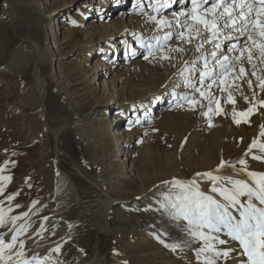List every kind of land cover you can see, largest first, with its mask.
Returning <instances> with one entry per match:
<instances>
[{
    "label": "rangeland",
    "instance_id": "374dc122",
    "mask_svg": "<svg viewBox=\"0 0 264 264\" xmlns=\"http://www.w3.org/2000/svg\"><path fill=\"white\" fill-rule=\"evenodd\" d=\"M66 4H73L72 11L70 10L68 14L71 19L76 20L74 17L78 19L83 17L81 15L85 10L87 0H0V132L3 134V136L0 135V169L4 167L3 171H0V176L11 177V181L0 180V186L4 189L3 194H0V200L7 202L2 208L6 213V220H11L14 216H21L28 212L33 205H39L45 201L48 193H52L51 190H53L56 182L58 165L59 168L75 180V184L81 194L83 206L81 210L75 198L66 200L69 202L67 204L68 210L66 211L62 202L58 205L47 204L35 215L34 221L30 223L27 231L36 229L45 233L44 235L55 240V242L59 239L57 246L60 247V251L56 252L52 249L50 253L48 251L47 255L45 254L48 257L47 264H89V262L95 260L98 253H100L99 256L103 264H203V256L197 257V252L203 246V243L189 234V225L186 221L175 218L172 215V210L164 207L168 203L165 197L179 191V189L171 186V182L174 180L183 182L185 179L191 178L187 164L197 156L199 151L191 147L193 137L191 132H188L190 127L194 126L196 128L195 124L200 120L199 114H196L195 117L196 110L186 112L185 114H194V116L191 115L188 120L186 119V123L182 122L181 125H175L172 129L162 126L157 117L152 123L144 121L143 127L134 128L135 130L142 128L139 130L141 132L139 134L140 137L135 143L137 150L144 148L150 153L151 157L156 158L157 163L163 166L168 164L165 177L170 176L171 179L165 180L168 181V187L158 194L161 201L157 210H153L149 206L150 201L154 199V195L147 200L141 199L136 204L139 210L119 203L114 205L113 209L109 210L110 212L103 205V202H100L101 205H93L92 207L91 202L100 198L99 190H97L99 185L97 180L98 171L102 175L104 184L114 190L122 183L119 182L117 185L112 183L115 180L110 174L113 151L109 150L108 152L107 149L109 148H106V151L98 140L95 141V146L90 149L85 148L81 143L74 140L70 132L74 127L69 128L68 126L72 125L70 121L76 117L84 124L83 127L89 130H98L96 128H99L97 126L99 122L96 120L99 118L96 115L103 113L104 108L98 106L95 110H91L93 102L89 101V95L91 92L95 94L98 89L90 87L91 90L89 88L83 93L82 86L76 85L77 82L73 77L75 72L79 75L87 73L85 69H88L86 62L89 52H84L81 56L79 55L80 51H73L72 53L71 46L73 44L71 46L69 44L63 50V54L66 57L68 56V58L61 61V70H58L57 74H53L51 70L50 62L54 59L50 49L51 43L57 40L61 41V36L63 37L64 35L61 33L62 29L55 32L58 21H60L59 26H61L63 25V19H60V17L57 19V17L50 16V14L55 12L60 5L63 7ZM178 4H181V2H178ZM120 9L124 8L119 7L116 9L110 18L111 20L118 16ZM78 19L76 20L77 25L75 24L76 29L84 31L82 25L79 24L82 19ZM80 37H83L81 32L79 33ZM29 42L39 49L40 53L42 52V60L36 61L34 50ZM137 42L132 43L133 47H136ZM194 43L197 44V40L194 39L192 44H186L178 38L169 41L164 49V54L170 55L171 59L169 61L161 59L162 62H158L159 64L157 62L152 64L150 68L155 73L153 72L151 76L156 77L158 75V77L165 79L166 75H168V68L172 65V59L174 63L185 61L191 55L192 57L194 56L196 48ZM121 46L118 47L120 48ZM174 47L185 49L181 53L182 59H178L175 52L168 51V49ZM159 52H155L156 54L154 53L155 55L150 56L148 59H151V57L161 58L163 53ZM123 54L124 47H121L117 55H112V59H117L120 55L122 57ZM184 58L187 59L183 60ZM12 63L22 65L25 68L20 67V71L14 68L11 70L10 65ZM253 63L257 65L255 69L252 68L251 64L244 62L246 75L239 80H235L229 89L232 91L236 101L235 104L227 102V92H220L217 86V89L215 88L214 94L220 98V104L224 112L223 114H210L213 117L222 119L227 125H225L227 131L237 133L233 140L226 142L229 145L226 150L223 149L226 144L222 145L220 149L221 155H225V152L226 155H229L235 149L243 146L242 142H246L245 134L253 127L254 123L252 121L264 114V105L260 104V101L264 100V91L260 89L257 77L252 75V72L255 71L257 75L264 77V71H262L264 70V63H261L258 58H254ZM193 68V72L190 75L191 80L197 75L195 65ZM121 71L123 76L120 85L124 82L125 86H131V89L135 92L143 88H148L146 92L151 89L150 84L153 77L142 79L138 75H134L132 79L128 77L131 75L126 76L124 69ZM39 73L42 74L41 76H45L49 93L58 95L60 92L58 95L60 98L59 108L57 103L55 106V104H50L47 101V106L50 105L48 110L49 124L55 129H66L58 142L60 154L55 153L54 137L51 134L41 141L40 148H36L38 135L42 131L39 120H37L39 119V112L30 106H23L24 102H26L23 91L26 88L37 87ZM248 80L252 82L251 88L247 83ZM237 85L239 86L238 88ZM98 95L100 96V93ZM245 96L248 97L247 100L244 99ZM196 97L200 99L199 96ZM207 104V100H201V105H204L205 109H207ZM204 106H200V109L204 108ZM160 108L162 107L157 108L158 110H152V115L148 114L146 116L148 118L154 116V113H158ZM213 108H215V104H213ZM249 108H253V113L248 117L249 122H241L237 125L232 119V110L235 109L237 112H242ZM56 110H60L62 112L61 115L58 116ZM108 114L110 118L113 111L108 112ZM194 127L192 128L195 129ZM186 129L189 131H186ZM34 137L37 139H34ZM260 141L264 142L263 139ZM196 142L198 143V141ZM44 148L46 151L44 155L38 153V149ZM103 150L109 154L104 153ZM223 151L224 153H222ZM92 158H95V164H93ZM258 161L264 164V160ZM79 167L81 172L90 177L93 185H88V176H86V181L83 179L85 185L78 182L80 176H82L77 171ZM153 171L154 169H152L151 173L156 174ZM94 179L97 180V183ZM150 183H155V180ZM128 185L124 183L119 191L116 189L118 197L133 196L141 190L133 186L130 188V185ZM9 196H14V199L9 200ZM9 208L12 211L8 212L7 209ZM63 220L77 221H75V233L65 238L61 237V239L60 236L50 235V237L49 232ZM161 240L164 243H161ZM165 244L178 245V247L173 251L171 247H165ZM220 263H222V259L219 261Z\"/></svg>",
    "mask_w": 264,
    "mask_h": 264
},
{
    "label": "bare ground",
    "instance_id": "6f19581e",
    "mask_svg": "<svg viewBox=\"0 0 264 264\" xmlns=\"http://www.w3.org/2000/svg\"><path fill=\"white\" fill-rule=\"evenodd\" d=\"M178 2H181V4H178ZM178 2L177 0H87V5L85 6V10L81 15L83 17L80 18L82 20L79 22V24L82 25V28H84V31L76 29V20L78 18L74 17L76 20L71 19V17L68 15L73 4H66L63 7L60 5L55 12L50 14V16L57 17V19L58 17L63 19V25L61 26H59L60 21H58L59 23L58 26H56L55 32H57L59 29H62L63 31L61 33L64 35L63 37L61 36V41L57 40L51 43L50 49L52 55H54V59H52L50 65L52 67L51 70L53 74H57L58 70H61V61L65 58H68V56L66 57L63 54V50H65L69 44L70 46L73 44V46H71L72 53L73 51H80L79 55L81 56V54L84 52H89L86 62L88 69H85L87 73L79 75L77 72H75L73 77L77 82L76 85L82 86L81 89L83 93L90 87H92V89H98V92H94L95 94L91 92L89 95V101L93 102L91 104L92 108L90 109L95 110V108L98 106L104 108L103 113H98L99 115H96V117L99 118L96 120L99 122L97 125L99 128H96L98 130H89L88 128L83 127L84 124H82L79 118H72L73 120L70 121V124L72 125L68 126L69 128H72V126L74 127V129L70 131L74 140L78 143H81L87 149L95 146L96 140L101 143V146L104 147L105 150L106 148H109L107 149L108 152L111 150V152L113 151L112 154L114 155L113 156L111 154L112 168L110 174L112 178L115 179L112 183L116 185L119 182L122 184L126 183L127 185H130V188L133 186L137 187V189H141L136 195L120 198L118 197L117 191L123 187L122 184L120 183L121 185L114 190L112 187L104 184L105 182L103 181L102 175L100 174V171H98L97 180L99 185L97 186V190H99L101 199L99 198L93 200L91 202L92 207L93 205H101L100 202H103V205L107 208L108 212H110L109 210L113 209V206L119 203L128 207H133L135 210L136 208L139 210V207L136 204L141 201V199L147 200L149 197L154 195V199L150 201L149 206L153 210H157V208H159V203L161 200L158 194L162 193L163 190L168 187V181L165 180L171 179L170 176L165 177L167 175L166 169L168 168V164L163 166L157 163L156 158H153V156L151 157L150 153L144 148H139V150H137L135 143L138 141V137H140L139 134H141V132L139 130L142 128H138L136 130L134 129L138 126L143 127L142 124L144 121L147 123H152L155 120V117L160 120V124H162V126L172 129V127L175 125L179 126L182 124V122H185L186 119L188 120V117L191 115L194 116V114H185L186 112H193L196 110L195 117L196 114H199L200 120L196 122V128L192 126L195 129L192 127H190V129L188 128L190 131L186 129V131H189L188 133L191 132V136L193 137V141H191V147L195 150H198L199 152L197 156L187 164V169L190 171L191 178H188L187 180L185 179L184 181H189L193 178H196L200 185L201 191H204L207 194L215 195L214 193H211L212 182L205 177H197L196 174L205 172H213L216 174V169L222 160L228 162V164H226L224 168L220 169L219 175L221 176H231L233 179L248 180L249 178L246 175V171H244L245 166L239 163L241 159L246 161L247 171L264 172V164L253 158L254 156H264V152H261L259 148H254L251 152H249V147L253 140H256L258 144L264 143L260 141L261 139L264 140V137L260 135L261 131L264 130L262 129V126H264V114H261L259 118L255 115L257 118L255 119L254 117L255 121H252V123H254L253 127H249V131L245 134L246 142H242L244 144L243 146H241L239 149H235V146V150L231 152L233 154L229 153V155H226V152L224 153L223 151L222 153L225 155H221L220 149L222 145L224 143L226 144V146L224 145L225 148H223L226 150L229 147L228 143L226 142L233 140L237 133H233V131H227V125L223 122V120L215 116L213 117L212 114H209L211 116V121H209V117L203 115V112L207 111L204 105V108L200 109V106H197L196 109L192 111L190 105L186 104L181 99L184 96H199V93H194L193 89L186 85L185 80L186 77L191 80L190 75L193 72V66L195 65V69H197V75L191 80V83H198L199 70L203 69V62L199 60V52L195 50L194 56L192 57L191 55V57L189 56L190 58L188 59L184 58L183 60L187 59L185 61L173 63L172 59V65L170 67L166 66L169 67V71L165 79L158 77V75L156 77L151 76L153 72L155 73V71L152 72L153 69L151 70L150 66L156 62L159 64L162 61L160 57H151V59L145 60V56L148 55L149 49L146 46L142 47L141 45L142 43L145 45L152 44L154 46L152 51L155 53L157 52L155 48L157 37H163L165 33L171 32L173 35L171 39L167 41V43L174 38H177L176 33L182 30V28L176 23V21H182L184 16H173L172 14L174 12H186L192 6L191 0L189 3L188 0H178ZM211 2L212 0H209L208 4L202 5V7H210ZM161 4L164 6L160 7L158 15L155 9ZM119 7L124 9H120L119 13L117 14L118 16L111 20L110 18L112 17V14ZM152 16H156L157 19L165 18L168 21H171L172 27L158 30L157 24L150 19ZM231 31V28L224 29L225 33ZM80 32L83 33V37L79 38ZM232 34L233 36H239V33ZM245 39L246 37H239V43L243 45ZM136 41H138L136 47H133L132 43H136ZM230 43V41L225 40L221 46V49L218 50V54L222 52L223 54L231 56L232 53L227 51ZM29 44L34 50L36 61L42 60V52L40 53L39 49H37L31 42H29ZM161 44H164L163 40H161ZM120 45H122V48L124 47V54L122 57L120 55V57L118 56L117 59H112V55H117V53H119L121 50V47H118ZM194 45L196 46L195 43ZM211 49L212 44H205L204 49L201 51L208 50L210 52ZM164 52L162 53L164 54ZM175 53L177 54L178 59H182V54L180 52ZM149 57L150 56H148V58ZM193 61L196 63L193 64ZM212 63L211 57L209 56V64L211 65ZM169 64L171 63L169 62ZM186 64L187 67L192 70L185 72V75L182 76L181 72L185 71ZM166 65L168 64L166 63ZM10 66L11 70L14 68L15 70L19 69L18 71H20V67H23L22 65L13 63ZM123 69L126 71V76L131 75L128 77L132 79L134 75H138L139 78L142 79H147L150 76L153 77L150 84L151 89L146 92L148 88H143L135 92L131 89V86H125L124 82H122L120 85V81L123 76L121 70ZM217 70H219L218 65ZM41 75L42 74L40 73L38 74L37 87L32 89H23L26 101L24 102L23 106H30L39 112V119L37 120H39L42 131L38 135L36 148H40V144H42L41 141L44 140L47 135L51 134L54 137V144L56 148L55 153L60 154L58 142L59 138L66 131V129H55L49 124L48 110L50 105L47 106V101H49L50 104L53 103L56 106L57 103V107H60V98L58 96L60 92L58 95L49 93L47 80L45 79V76ZM205 83H210V81H205ZM215 88L216 86L214 85L211 89L213 94L217 89ZM99 93L100 96L98 95ZM178 103L182 106L177 107ZM159 107L162 108H160L158 113H154V116H150L149 118L146 116L148 114L152 115V110L157 108L159 109ZM12 108L14 109V107ZM56 111L58 116L61 115L62 112L60 110ZM111 111H113V114L109 118L108 112ZM0 135L3 136L1 132ZM14 136L16 135L14 134ZM242 137L244 138V136ZM34 139L37 138L34 137ZM196 141H198V143ZM105 150H103V152L107 154L108 152ZM45 152V148L41 150L38 149V153L42 155H44ZM92 159L93 164H95V158ZM229 165H235V168ZM2 168L4 169V167ZM151 168L154 169L153 172L156 174L151 173ZM77 171L80 173V175H82L80 176L78 182L85 185L83 179L86 181V176L88 175L81 172L80 167ZM56 175L57 179L55 180L56 182L54 184L53 190H51L52 193H48V197L44 202H41L42 204L33 205L32 208L26 212L27 216H24V214L21 215L22 219L15 221V225H13L12 220L8 219L5 221V226L0 228V236H3L5 242L11 241V237L16 233V230L21 225H27L29 227L30 223L34 221L35 215H37L39 211L46 207L47 204L58 205L62 202L64 210L66 211L68 210L67 204L69 203L66 200L75 198L82 210L83 202L80 191L75 184V180H73L72 177L64 170L59 168L58 165ZM88 178L89 184H87L93 185L89 176ZM97 180L94 179L96 183ZM153 180H155V183H150ZM5 204H7V202L0 200V209H2ZM73 222L63 220L49 232V236H60L61 239V237L65 238L66 236L68 237V235L75 233V224L77 221L75 223ZM27 228L18 236L17 248L15 250L19 249V243L23 242L25 259L31 261V264H47V252L49 251L50 253L52 249L58 247L57 241L59 239L55 242V240L49 238L47 235H44L45 233L42 231V233L36 229H30V231H27ZM221 238L228 239V237L224 236L223 234H221ZM219 247L223 249H233L230 257L227 260L222 259V263L220 264H241L242 261L246 262L247 258L246 256L241 255L242 249H240L238 242L230 241L229 244L221 245ZM96 248L98 249V247ZM99 254L100 253H98V256L95 258V260L89 262V264H103Z\"/></svg>",
    "mask_w": 264,
    "mask_h": 264
},
{
    "label": "snow or ice",
    "instance_id": "6c2138e0",
    "mask_svg": "<svg viewBox=\"0 0 264 264\" xmlns=\"http://www.w3.org/2000/svg\"><path fill=\"white\" fill-rule=\"evenodd\" d=\"M208 2L209 0H191L192 6L188 11L174 12L172 15L184 16L182 21H176L182 28L176 33L177 38L186 44H192L194 39L197 40L195 50L200 53L199 60L203 62V69L199 70L197 84L191 83L188 77L185 78L186 85L192 88L194 93H199L200 99H197L195 95L184 96L181 99L191 105L192 110H195L197 106L203 107L201 100H207L208 110L203 112V115L208 116L211 121L210 113L223 114L224 112L220 98L211 92L213 86H217L220 92H227V102L235 104L236 101L229 89L235 80L246 75L244 62L251 64L253 69L257 67L253 63L254 58L264 63V0H212L210 7H202ZM163 6L161 4L155 9L158 15L160 7ZM150 19L157 24L158 30L172 27V22L165 18L157 19L156 16H152ZM227 28H231L232 31L225 33L224 29ZM232 33H239V36H233ZM172 35L173 33L168 32L163 37H157L156 50L164 52L167 41ZM239 37H246L243 45L239 43ZM161 40L164 44H161ZM225 40L231 42L227 49L229 53H232L231 56L222 52L218 54ZM205 44H212L210 52L201 51ZM141 46L149 49L145 59L154 55L152 44L142 43ZM168 51L183 53L185 49L176 47ZM209 56L213 62L211 65ZM161 59L170 60L171 56L163 54ZM195 63L193 61V64ZM217 65L219 70H217ZM189 71L191 69L186 64L185 71L181 72V75L184 76L185 72ZM252 75L257 77L259 87L264 91V77L257 75L255 71ZM205 81H210V83L206 84ZM247 83L251 88V80ZM244 99L247 100L248 97L245 96ZM260 104L264 105V100H261ZM181 106L177 104V107ZM252 113L253 108L242 112L233 109L232 119L237 125L241 122L248 123V117ZM260 135L264 137V130ZM254 148H259L261 152H264V143L258 144L256 140H253L249 152ZM253 158L264 160V156ZM239 163L245 166L244 171H246L248 180L219 175L220 169L228 164L222 160L216 169V174L213 172L196 174L197 177H205L212 182L211 193L215 195L201 191L197 179L193 178L183 182L172 181L171 186L179 191L165 197L168 203L164 207L170 208L175 218L186 221L189 225V234L203 243L197 252L198 258L203 256V264H219L221 259L227 260L233 249H223L219 246L227 245L230 241L238 242L242 249L241 255L247 258L246 262L242 261L241 264H264V172L247 171V164L243 159ZM229 166L235 168V165ZM0 180L11 181V177L0 176ZM3 191V187L0 186V194H3ZM8 199L12 200L14 196H9ZM7 211L10 212L12 209L9 208ZM24 216H27V213H24ZM20 219H22L21 216L12 217L13 225ZM5 221L6 213L0 209V228L5 226ZM27 227V225H21L11 237L10 242H5L3 236H0V264H31V261L24 259L23 242L19 243V250H15L18 236ZM221 234L228 239H222ZM160 242L164 243L163 240ZM165 247H171L175 251L178 245L165 244ZM54 251L59 252L60 247L58 246Z\"/></svg>",
    "mask_w": 264,
    "mask_h": 264
}]
</instances>
